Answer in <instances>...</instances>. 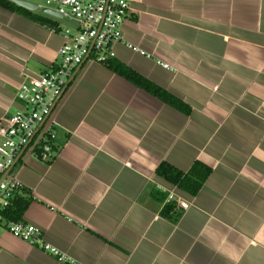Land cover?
Segmentation results:
<instances>
[{"label":"crops","instance_id":"1","mask_svg":"<svg viewBox=\"0 0 264 264\" xmlns=\"http://www.w3.org/2000/svg\"><path fill=\"white\" fill-rule=\"evenodd\" d=\"M125 1L114 60L190 113L86 62L53 114L59 151L13 169L33 198L22 222L68 259L0 228V264H264V0ZM32 13L59 32L0 8V121L26 77L59 63L61 22ZM163 162L212 172L191 196L157 177ZM160 188L190 204L177 222Z\"/></svg>","mask_w":264,"mask_h":264},{"label":"built area","instance_id":"2","mask_svg":"<svg viewBox=\"0 0 264 264\" xmlns=\"http://www.w3.org/2000/svg\"><path fill=\"white\" fill-rule=\"evenodd\" d=\"M43 1L44 7L39 9L52 10L74 26L62 30L64 44L59 51V63L36 78L26 77L16 95L19 111L0 121V211L10 207L24 189L13 174L20 153L26 149L25 154L44 162L55 156L51 145L56 139L58 125L53 114L70 87L67 88L70 79L86 62L104 64L114 59L113 46L123 41L122 28L130 13L125 0ZM162 66L169 69L168 65ZM160 191L167 194L166 203H174L176 209H189L190 204L178 195L162 188ZM0 228L31 246L38 245L60 263L68 259L45 243L43 231L35 226L9 222L0 213Z\"/></svg>","mask_w":264,"mask_h":264},{"label":"trees","instance_id":"3","mask_svg":"<svg viewBox=\"0 0 264 264\" xmlns=\"http://www.w3.org/2000/svg\"><path fill=\"white\" fill-rule=\"evenodd\" d=\"M0 8L11 12H20L31 20L49 26L54 32H59V28L53 20L22 9L8 0H0ZM104 65L107 66L113 73L123 77L127 81L152 94L173 109L185 115L190 113L189 106L183 101L160 89L120 62L111 59L105 62ZM51 147L55 154L59 151V148H57L55 144L51 145ZM211 172L212 170L209 167L199 162L195 163L187 174L181 172L171 164L163 162L158 167L156 175L170 185L178 187L180 190L188 193L191 196H195L202 189L203 185L211 175ZM155 196L163 203L167 198L166 193H157ZM32 200L33 198L29 192L26 190L22 191L16 195L12 205L4 210H1L0 213L9 222H22L24 213ZM162 215L167 219L173 220L174 222H177L180 217V214L176 210L174 203H167L162 211Z\"/></svg>","mask_w":264,"mask_h":264},{"label":"water","instance_id":"4","mask_svg":"<svg viewBox=\"0 0 264 264\" xmlns=\"http://www.w3.org/2000/svg\"><path fill=\"white\" fill-rule=\"evenodd\" d=\"M8 1H10V2H12L13 4H15L16 6L22 8V9H25V10H27V11H30V12H37V11H39V6L36 5V4L30 3V2H26V1H23V0H8ZM42 13H43L44 15L48 16V17H51V18H54V19H57V20H61V19H63V16H62V15H60V14H58V13L52 11V10H49V9H43V10H42ZM84 64H85V63H84ZM84 64H83L82 66H80V67L76 70V72L73 74L72 78L70 79V81H69V83H68L67 88L72 84L73 80L76 78V76H77V74L79 73V71L83 68ZM66 90H67V89H66ZM62 96H63V95H62ZM61 98H62V97H61ZM56 105H57V104H56ZM42 126H43V124H42ZM42 126L39 128V130L42 128ZM39 130L37 131V133L39 132ZM37 133H36V134H37ZM25 151H26V149H24V150L20 153V155H19V157H18L16 163L14 164V167H15V166L17 165V163L22 159V157H23L24 154H25Z\"/></svg>","mask_w":264,"mask_h":264},{"label":"rangeland","instance_id":"5","mask_svg":"<svg viewBox=\"0 0 264 264\" xmlns=\"http://www.w3.org/2000/svg\"><path fill=\"white\" fill-rule=\"evenodd\" d=\"M35 4L39 5L40 7H44V1L43 0H32ZM39 13H42L41 10L38 11ZM62 24V29L67 28V26L70 25V22L64 19L59 20Z\"/></svg>","mask_w":264,"mask_h":264}]
</instances>
